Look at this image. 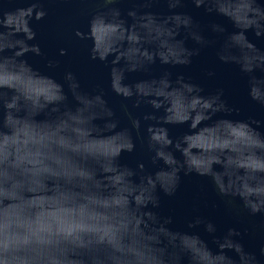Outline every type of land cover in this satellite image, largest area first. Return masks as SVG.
Masks as SVG:
<instances>
[{
	"label": "clouds",
	"instance_id": "1",
	"mask_svg": "<svg viewBox=\"0 0 264 264\" xmlns=\"http://www.w3.org/2000/svg\"><path fill=\"white\" fill-rule=\"evenodd\" d=\"M117 2L100 0L102 9L91 17L88 32L77 30L76 36L91 42L92 59L113 58L110 81L116 95L155 110L144 117L154 123L141 140L151 163L162 161L164 167L151 173L144 164L138 170L121 166V154L134 151L135 143L130 129L117 130L119 121L103 90L95 95L82 90L68 72L70 101L64 84L25 59L28 53L42 55L39 44L29 43L36 38L32 18L47 15L38 0L14 11L0 7V264H184L185 258L187 264H258L232 238L240 235L235 229L216 241L219 251L213 252L199 235L171 230V219L153 209L159 207L158 189L172 195L183 171L211 177L217 192L232 198L229 203L238 198L252 214L264 212V133L252 126L259 122L213 120L232 111L222 91L204 96L183 77L171 80L170 73L124 83L126 73L148 71L157 61L190 64L195 53L178 38L182 30L198 44L209 41L187 15L133 10L129 25L111 7ZM152 2L143 0L142 6ZM194 3L231 21L236 31L224 39L219 59L250 74L249 95L264 105V78L253 74L264 72V51L246 35L252 30L264 37V5L259 0ZM168 5L175 9L181 0ZM213 31L226 29L213 25ZM184 124L190 131L174 139L169 126ZM132 126L139 134L141 121L132 119ZM207 231H215L211 223ZM229 250L239 259L227 255Z\"/></svg>",
	"mask_w": 264,
	"mask_h": 264
},
{
	"label": "water",
	"instance_id": "2",
	"mask_svg": "<svg viewBox=\"0 0 264 264\" xmlns=\"http://www.w3.org/2000/svg\"><path fill=\"white\" fill-rule=\"evenodd\" d=\"M37 0H0V7L14 11L17 8H27ZM40 7L47 15L42 20H31V27L36 32V38L29 41L30 44H39L42 55L28 53L25 59L29 64L43 75L55 79L65 85L69 100L71 93L67 89L65 76L73 73L81 85V89L97 94L101 90L108 106L114 111V119L119 121L118 129H130L135 143L132 152H123L119 158L121 166H127L134 170L144 164L146 169L155 173L164 167L161 161L157 165L151 163V154L143 145L141 136L146 139L147 128L154 123L145 120L147 114L155 112L150 106L136 107L134 100H126L116 95L111 90L110 72L111 60L108 62L92 59L91 42L82 40L76 36L77 30L87 33L91 17L102 9L100 0H38ZM264 5V0H259ZM143 0H118L111 7L118 8L122 18L129 25L133 22L128 15L129 11L151 12L159 17L172 14L190 16L195 30L209 41L205 45L194 41L187 30H182L179 39L185 40V46L195 54L191 57V63L187 65H164L157 61L151 65L148 71L126 73L124 83L134 85L139 81L160 78L165 73H170L171 80L183 77L185 82L201 88L202 95L212 96L222 91L221 99L231 109L230 112H219L213 120L231 119L234 121H258L253 124L257 130L264 133V105L252 100L250 92V74L241 71L236 63H225L219 59L218 51L227 35L236 31L231 21L217 14L207 12L205 7H197L194 0H181V5L170 9L168 0H153L151 7L144 8ZM213 25H221L226 29L225 33L213 31ZM247 38L258 49L264 51V37H257L254 31L249 30ZM61 49L66 50L61 55ZM49 61H58L49 66ZM258 78H264V72L256 70L253 73ZM157 115L162 114L156 113ZM132 119L141 121L140 133L137 134L132 126ZM207 123H212L208 121ZM170 135L175 139L190 131L189 125L169 126ZM177 159H183L179 152L175 153ZM219 170V166H216ZM159 207L153 209L162 219L170 218L168 227L173 231L199 235L213 252L219 251L216 241L223 240L230 229H235L240 235L232 237L243 245L245 252L256 256L258 264H264V212L252 214L243 207V202L238 198L232 203V198L220 195L208 176H200L196 173H180V180L176 191L168 195L162 190L157 191ZM203 221L195 224L196 220ZM211 223L215 231L208 232L207 224ZM238 260V255L229 250L226 253ZM184 264H187L185 258Z\"/></svg>",
	"mask_w": 264,
	"mask_h": 264
}]
</instances>
